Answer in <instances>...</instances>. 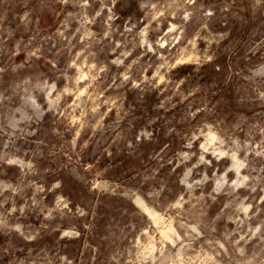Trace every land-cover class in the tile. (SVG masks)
<instances>
[{
  "label": "rangeland",
  "instance_id": "rangeland-1",
  "mask_svg": "<svg viewBox=\"0 0 264 264\" xmlns=\"http://www.w3.org/2000/svg\"><path fill=\"white\" fill-rule=\"evenodd\" d=\"M263 39L264 0H0V264H264Z\"/></svg>",
  "mask_w": 264,
  "mask_h": 264
},
{
  "label": "water",
  "instance_id": "water-1",
  "mask_svg": "<svg viewBox=\"0 0 264 264\" xmlns=\"http://www.w3.org/2000/svg\"><path fill=\"white\" fill-rule=\"evenodd\" d=\"M263 42H264V39L260 42V44ZM118 186H119V184L117 182L109 180V179H101V180L97 181V183H96V187L100 192H102V191H113Z\"/></svg>",
  "mask_w": 264,
  "mask_h": 264
},
{
  "label": "bare ground",
  "instance_id": "bare-ground-1",
  "mask_svg": "<svg viewBox=\"0 0 264 264\" xmlns=\"http://www.w3.org/2000/svg\"><path fill=\"white\" fill-rule=\"evenodd\" d=\"M136 205L144 212L146 213L149 217L156 219L159 214L152 209L146 202L144 199L138 197L135 200Z\"/></svg>",
  "mask_w": 264,
  "mask_h": 264
}]
</instances>
